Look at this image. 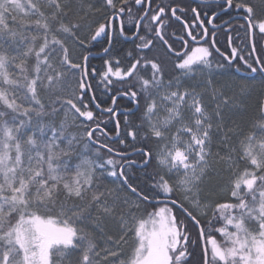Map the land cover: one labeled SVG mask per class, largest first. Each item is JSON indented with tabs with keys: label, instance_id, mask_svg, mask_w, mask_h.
<instances>
[{
	"label": "snow or ice",
	"instance_id": "obj_1",
	"mask_svg": "<svg viewBox=\"0 0 264 264\" xmlns=\"http://www.w3.org/2000/svg\"><path fill=\"white\" fill-rule=\"evenodd\" d=\"M0 264H264V0H0Z\"/></svg>",
	"mask_w": 264,
	"mask_h": 264
},
{
	"label": "trees",
	"instance_id": "obj_2",
	"mask_svg": "<svg viewBox=\"0 0 264 264\" xmlns=\"http://www.w3.org/2000/svg\"><path fill=\"white\" fill-rule=\"evenodd\" d=\"M190 3L193 4V6H195V2L192 1V0H189ZM233 18V17H232ZM225 19H230L228 17H225ZM223 21H220L219 23L221 24ZM235 27V25H233V28ZM209 29V34L211 35L212 33V29L211 28H208ZM178 30V29H177ZM226 32H227V26H225V31H220V30H217V47H220L221 48V51H224L225 54H227L228 51H230V47L231 46H236V47H242V40H246L248 39L247 37L244 36V34L241 32V33H235L233 32L232 33V45L229 46L228 43H227V35H226ZM256 40L257 42H259V36L256 37ZM103 46H106V45H103ZM103 46H100V47H97L96 51L94 53H102V47ZM117 47V50H121V49H128L130 50L132 45L130 43L128 44H117L116 45ZM176 47L178 49L181 48V45L178 43L176 45ZM105 56V54L101 57H91L90 58V64L92 67H95L96 69H101L103 66H104V59L103 57ZM95 83V82H94ZM96 91V96H97V99H96V103L99 104L103 109L104 108H107V107H111V103H110V100H109V96L105 95L102 91V89H95ZM121 108H125L127 109L128 108V101L127 100H118L117 101V110L121 109ZM96 112H100L98 109H95ZM125 113V112H124ZM117 120H120V123H121V130H123V127H124V115H117L116 116ZM101 119L103 121H107V127L109 130H111L113 127H114V118L113 116L110 118V114H106V113H103L101 115ZM103 126V125H101ZM109 134L111 136H114V132H109ZM101 139H103V137H101ZM151 211V209H150ZM214 235H217V239H221L218 234H215L213 233Z\"/></svg>",
	"mask_w": 264,
	"mask_h": 264
},
{
	"label": "flooded vegetation",
	"instance_id": "obj_3",
	"mask_svg": "<svg viewBox=\"0 0 264 264\" xmlns=\"http://www.w3.org/2000/svg\"><path fill=\"white\" fill-rule=\"evenodd\" d=\"M230 19H231V18H230ZM222 23H224V22H222ZM222 23H221V24H222ZM207 27L212 29V27H211L210 25H207ZM218 30H219V29H218ZM201 44H206V42L201 43ZM194 45H196V44L193 43V42H190L189 45H188V48H189V49H193V46H194ZM188 53H189V52H188ZM186 54H187V53H186ZM126 110H127V109H125V108H121V109L117 110V112H118V111H121V112L118 114V116H119V115H124V114H125L124 112H126Z\"/></svg>",
	"mask_w": 264,
	"mask_h": 264
},
{
	"label": "water",
	"instance_id": "obj_4",
	"mask_svg": "<svg viewBox=\"0 0 264 264\" xmlns=\"http://www.w3.org/2000/svg\"><path fill=\"white\" fill-rule=\"evenodd\" d=\"M192 1H194V2H196V0H192ZM234 18H236V17H234ZM234 18H232V20L234 19ZM221 25H223V23L221 24ZM211 26V25H210ZM212 27V26H211ZM194 43V42H193ZM201 43H204V41H202ZM196 44V43H195ZM104 55V53L102 52V53H93V57H101V56H103ZM94 103H96V101L94 102ZM97 104V103H96ZM101 109H103L101 106H100V109H98L99 111H101ZM121 111H118V113H120ZM107 114V113H106ZM117 116V115H116ZM116 116H113V118H114V120H117V118H116Z\"/></svg>",
	"mask_w": 264,
	"mask_h": 264
},
{
	"label": "rangeland",
	"instance_id": "obj_5",
	"mask_svg": "<svg viewBox=\"0 0 264 264\" xmlns=\"http://www.w3.org/2000/svg\"><path fill=\"white\" fill-rule=\"evenodd\" d=\"M198 46H206V44H196V45L193 46V49H194L195 47H198ZM187 54H190V52L187 53Z\"/></svg>",
	"mask_w": 264,
	"mask_h": 264
},
{
	"label": "bare ground",
	"instance_id": "obj_6",
	"mask_svg": "<svg viewBox=\"0 0 264 264\" xmlns=\"http://www.w3.org/2000/svg\"><path fill=\"white\" fill-rule=\"evenodd\" d=\"M234 18V17H233ZM232 19V18H231ZM236 18H234L233 20H235Z\"/></svg>",
	"mask_w": 264,
	"mask_h": 264
}]
</instances>
